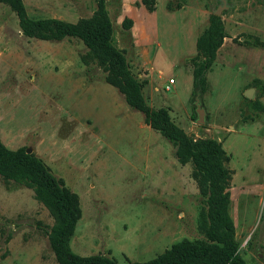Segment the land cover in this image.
Wrapping results in <instances>:
<instances>
[{"label": "rangeland", "instance_id": "obj_1", "mask_svg": "<svg viewBox=\"0 0 264 264\" xmlns=\"http://www.w3.org/2000/svg\"><path fill=\"white\" fill-rule=\"evenodd\" d=\"M22 1L32 19L76 23L96 9V0ZM105 1L113 44L143 82L148 105L167 109L190 139L222 145L238 256L264 264V0H226L218 16L227 37L199 96L205 125L195 121L190 60L221 0H153L152 10L141 0ZM87 51L75 38L24 37L15 14L0 4L2 143L30 149L79 196L82 216L69 247L80 257L147 262L183 240H203L204 199L192 166L178 163L170 142L126 105L96 63L82 62ZM53 226L32 190L0 177V264H58Z\"/></svg>", "mask_w": 264, "mask_h": 264}, {"label": "trees", "instance_id": "obj_2", "mask_svg": "<svg viewBox=\"0 0 264 264\" xmlns=\"http://www.w3.org/2000/svg\"><path fill=\"white\" fill-rule=\"evenodd\" d=\"M149 10L153 0H141ZM18 20L19 30L29 39L60 42L66 38L80 40L87 48L82 62L96 65L106 74L105 81L113 86L131 109L143 115L144 123L174 147V156L182 166H192L191 178L199 195L204 199L200 211L198 231L203 240H183L147 262L129 264H245L238 256L234 239V223L229 215L230 194L227 191L231 172L225 167L228 157L222 145L213 139H190L170 118L167 109L148 105L143 94V82L131 72L124 52L113 44V26L105 0H96L92 16L76 23L55 18L32 19L22 0H0ZM122 26L130 28L131 21ZM221 18L211 15L209 25L196 40L197 54L190 60L194 95L206 92V75L210 71L217 51L226 38ZM0 177L33 191L54 220L49 237L50 247L58 264H119L114 258L96 254L80 257L69 243L82 216L79 196L68 189L50 168L26 148L8 149L0 139Z\"/></svg>", "mask_w": 264, "mask_h": 264}, {"label": "water", "instance_id": "obj_3", "mask_svg": "<svg viewBox=\"0 0 264 264\" xmlns=\"http://www.w3.org/2000/svg\"><path fill=\"white\" fill-rule=\"evenodd\" d=\"M221 3L222 5L219 6L216 11L214 12V15L216 16H219L221 14V12L224 10V9H227V5H226V0H221ZM253 92L254 90L253 89H248L245 91V94L244 96L247 98V99H251L253 97ZM193 105L195 107V115H196V123L198 125H205L206 124V111H205V108L201 102V99L199 97V95L195 96L194 98V102H193ZM26 153L27 154H31V150L30 149H27L26 150Z\"/></svg>", "mask_w": 264, "mask_h": 264}, {"label": "built area", "instance_id": "obj_4", "mask_svg": "<svg viewBox=\"0 0 264 264\" xmlns=\"http://www.w3.org/2000/svg\"><path fill=\"white\" fill-rule=\"evenodd\" d=\"M173 83H174V80H169V81H168V85H167L166 88H165L166 91H168V92L170 91V89H171L170 86H171Z\"/></svg>", "mask_w": 264, "mask_h": 264}, {"label": "crops", "instance_id": "obj_5", "mask_svg": "<svg viewBox=\"0 0 264 264\" xmlns=\"http://www.w3.org/2000/svg\"><path fill=\"white\" fill-rule=\"evenodd\" d=\"M120 94V93H119ZM121 95V94H120ZM122 96V95H121ZM122 98H123V96H122ZM124 99V98H123ZM125 101V100H124ZM127 105V104H126ZM178 126V125H177ZM160 134V133H159ZM164 159H166V157H164ZM182 166V165H181ZM191 174V173H190ZM193 180V179H192ZM196 185V184H195ZM197 187V186H196ZM195 187V188H196ZM197 190V189H196ZM198 191V190H197ZM75 193V192H74ZM80 199V198H79ZM81 205V204H80Z\"/></svg>", "mask_w": 264, "mask_h": 264}]
</instances>
